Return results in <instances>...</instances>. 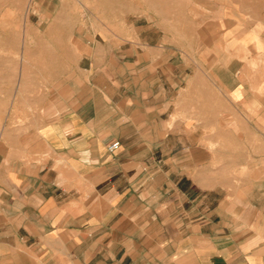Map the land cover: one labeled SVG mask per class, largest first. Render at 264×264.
<instances>
[{
    "label": "crops",
    "instance_id": "0c3cea01",
    "mask_svg": "<svg viewBox=\"0 0 264 264\" xmlns=\"http://www.w3.org/2000/svg\"><path fill=\"white\" fill-rule=\"evenodd\" d=\"M43 1L85 73L63 95L47 98L39 121L0 133V264H264V67L251 65L255 56L239 62L236 78L227 68L220 79L227 121L216 138L223 147L206 148L201 175L197 156L187 169L178 154L151 152L149 120L126 114L134 100L126 99L123 111L107 93L119 50L131 59L123 64L164 65L167 49L192 62L196 37L165 39L171 22L182 33L176 6L94 0L89 27L74 19L85 18V0H12L9 7L37 11ZM107 16L115 20L107 24ZM203 33L209 48L211 36ZM213 72L204 77L207 145L215 142ZM113 141L120 145L110 153Z\"/></svg>",
    "mask_w": 264,
    "mask_h": 264
},
{
    "label": "rangeland",
    "instance_id": "374dc122",
    "mask_svg": "<svg viewBox=\"0 0 264 264\" xmlns=\"http://www.w3.org/2000/svg\"><path fill=\"white\" fill-rule=\"evenodd\" d=\"M170 1L172 7L176 6L172 15L181 19L182 33L174 32L175 25L171 22L167 25L170 31L166 32L165 39L191 42L196 37L200 44L197 49L190 50L196 51L191 55L192 62L189 63V56L181 59L172 54L175 50L167 49L164 65L123 64L121 61L131 59L127 56L122 59L119 50L121 61L112 66L115 78L110 82L107 93L112 94V101L120 110L124 108L122 105L126 99L127 102L134 100L133 107L127 103L130 107L123 111L130 114L134 110V118L149 120L150 138L156 139L151 152L163 159L167 158L163 154H178L181 164L187 169L190 163L193 164L190 156H197L199 174L204 175L206 148L210 152L221 153L223 147L221 140L216 138L221 134L223 119L227 121V116H223L224 98L217 91L222 87L221 77H227L228 68L231 77L236 78L239 62L245 61L249 54L256 58V61H251L253 67H264V0ZM5 4V8L0 6V133L16 122L39 121L43 111L41 106L47 98L63 95L72 82L81 83L85 73L83 64H78L65 47L67 32L62 31L61 26L51 24L56 18L46 15L52 11L50 6V10L46 9V1L37 11L9 7V4H14L12 0H5ZM94 4V0H85V18L80 15L74 19L84 20L87 27L93 26ZM78 9L81 13V7ZM29 11L32 12L30 15ZM111 20L115 18L103 17L107 24ZM53 29L56 31L54 38L51 37ZM201 31L204 36L206 31L209 32L211 44L208 46L211 47L206 48V43L199 39ZM119 36L131 39L129 32H120ZM248 43H252V48L247 47ZM181 51L190 52L189 49ZM212 71L215 128L209 132L210 135L214 132L215 142L207 145L205 123L209 114L205 90L210 83L204 77ZM158 75L159 80H152ZM68 76L74 77L69 80ZM101 83L107 85L108 78Z\"/></svg>",
    "mask_w": 264,
    "mask_h": 264
},
{
    "label": "built area",
    "instance_id": "2783aa9c",
    "mask_svg": "<svg viewBox=\"0 0 264 264\" xmlns=\"http://www.w3.org/2000/svg\"><path fill=\"white\" fill-rule=\"evenodd\" d=\"M119 145V141H113L107 145V151L113 153L119 148Z\"/></svg>",
    "mask_w": 264,
    "mask_h": 264
},
{
    "label": "bare ground",
    "instance_id": "6f19581e",
    "mask_svg": "<svg viewBox=\"0 0 264 264\" xmlns=\"http://www.w3.org/2000/svg\"><path fill=\"white\" fill-rule=\"evenodd\" d=\"M229 2H230V1H229ZM251 4H252V3H251ZM233 15H234V14H233ZM195 17H196V16H195ZM195 17H194V18H195ZM201 27H202V26H201ZM198 29H199V28H198ZM201 29H203V28H201Z\"/></svg>",
    "mask_w": 264,
    "mask_h": 264
}]
</instances>
